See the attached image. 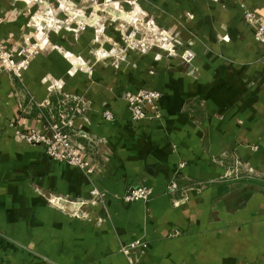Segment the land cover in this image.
Returning a JSON list of instances; mask_svg holds the SVG:
<instances>
[{"label":"crops","instance_id":"crops-1","mask_svg":"<svg viewBox=\"0 0 264 264\" xmlns=\"http://www.w3.org/2000/svg\"><path fill=\"white\" fill-rule=\"evenodd\" d=\"M153 1L194 40L180 48L193 59L172 62L160 118L129 121L124 87L89 56L98 16L76 20L74 8L69 26L48 28V48L21 76L0 68V264H129L119 250L134 240L146 245L132 255L138 264H264V51L243 20L245 7L264 16V0ZM47 5L60 9L55 0H0V40L12 50L35 42L25 8ZM69 52L93 73L71 64ZM74 106L90 173L16 138L25 128L46 133ZM8 121L14 126L1 127ZM139 184L153 195L125 202ZM95 186L103 202L83 203ZM48 192L66 204L49 205Z\"/></svg>","mask_w":264,"mask_h":264},{"label":"rangeland","instance_id":"rangeland-1","mask_svg":"<svg viewBox=\"0 0 264 264\" xmlns=\"http://www.w3.org/2000/svg\"><path fill=\"white\" fill-rule=\"evenodd\" d=\"M68 1L69 4L64 5L68 8L67 11H71L74 8L72 12L76 13L82 8L85 16L89 18L98 16V19L96 18V20H94L95 23L93 25V28L96 26L94 30V41H96L98 46L89 56H93L95 60L104 62V67L101 69V72L117 79L116 84L118 87H124L122 92L123 99L125 92L138 94L140 90L146 89L162 94L164 90H172L173 84L167 77V74L174 71L173 67L175 66L172 65V62L179 61L182 62V64H187L194 57V53L190 49L180 50L182 46L192 45L194 43L193 38L183 36L182 32L180 35V32L175 26L169 24L171 22L163 17L165 11L156 1L79 0V4L77 5L74 3L71 5L70 0ZM83 3H85V5H83ZM25 9L27 11L26 16H28L27 25L35 30L34 34L36 37V41L29 44V48L33 51V56H31L32 60L40 51H44V49L48 48V44H50L48 38V22H46V20L42 22V25L43 23L45 24L41 28L43 29L42 34H37V29L40 28L38 21L42 17L47 18L48 16L46 14L47 6L39 8L34 14H32L29 6ZM60 10L61 9H59L58 12L53 10L55 19L60 22L59 26H69L70 21H72V16H69L67 11ZM56 14L61 15L60 18H56ZM187 16H189V18L192 17L190 15ZM32 17L34 19H32ZM73 17L77 20L75 14ZM31 45H35L34 48H31ZM107 45L112 47L106 48L108 47ZM65 56H67V60L71 64H73L74 60L80 63L83 62L84 68L79 67L78 69L85 71L87 75L93 73L92 68H88L86 61H83L81 56L71 52L68 54L66 53ZM108 66H110V68H108ZM25 70L26 69H24V71ZM69 71H74V69H70ZM183 71H185V69ZM46 78L48 79V76H46ZM122 79L124 81H121ZM144 97H140L138 103L142 104L144 107L145 105L148 107V99L145 97L144 100ZM65 98H67V96H65ZM82 112L83 111H81V113ZM6 126V124L3 126L1 125L3 128ZM16 138L18 141L24 142L19 136ZM26 144L40 147L36 143L29 142ZM62 197L61 195L52 194L50 192L44 196L47 203L52 206H63L66 204L67 198ZM68 199L74 201L73 198L68 197ZM82 201L86 204L88 203L87 199H82ZM70 214L75 218H79L78 216H86V213L81 212V210L74 211V209H72Z\"/></svg>","mask_w":264,"mask_h":264},{"label":"built area","instance_id":"built-area-1","mask_svg":"<svg viewBox=\"0 0 264 264\" xmlns=\"http://www.w3.org/2000/svg\"><path fill=\"white\" fill-rule=\"evenodd\" d=\"M61 11H67L68 0H55ZM70 0L71 5L79 4V0ZM83 9H79L78 12L74 13L77 18H85ZM68 12V11H67ZM48 16V28H57L59 27V21L55 19L53 13V7H48L47 13ZM54 17V18H53ZM36 18V17H35ZM32 19H34L32 17ZM78 20V24L80 21ZM243 20L244 23L251 29V40L261 47L264 51V16L261 15L257 9L252 7H245L243 9ZM47 22V21H46ZM39 25V22H38ZM83 26V25H82ZM80 26L81 28H83ZM41 28L37 29V34H42ZM100 31V30H99ZM37 45V44H35ZM35 45H31V48H34ZM30 45L19 47L15 50L9 48L6 43L0 40V68L3 70H9L14 74L21 76L24 69H27L33 51L29 48ZM84 66V63H80ZM124 94V93H123ZM139 95V96H138ZM159 92H152L146 89L140 90L138 94H132L130 92H125L124 99L126 105L129 109V119L131 122H139L141 120H151L154 118L161 117V111L159 108V103L161 99ZM137 96V97H136ZM147 97V102L149 106L145 107L142 104L138 103L140 97ZM144 97V100H145ZM65 102H63L64 104ZM82 109L78 106L70 107L67 109L64 108L58 112V119L48 123L46 128L47 132H42L35 128H25L23 130L17 131V136L21 138L22 141L26 143H36L42 147L45 153L51 157L55 162H65L73 168L82 170L83 172L90 173L92 171L91 167H88L86 156L82 152V147L79 142L76 140V132L74 130V119L76 114L81 113ZM103 117L106 120L111 121L113 119V112L111 109H104L102 113ZM6 124V123H4ZM9 127H13L14 124L10 121L6 124ZM49 131V134H48ZM185 162L180 163V167H183ZM179 188L176 181L170 182L168 185V190L174 192ZM153 195V190L151 186L144 184H139L132 186L128 192L124 195L125 202L133 201H147ZM90 198L88 202L91 204L102 203L103 194L98 190V187L95 186L90 191ZM84 203V201H82ZM75 215V214H74ZM178 230L171 232L172 236L179 235ZM146 245L141 241L134 240L125 244L119 250L128 260L129 264H138L137 259L133 260L132 255L143 254ZM250 264V263H245Z\"/></svg>","mask_w":264,"mask_h":264},{"label":"bare ground","instance_id":"bare-ground-1","mask_svg":"<svg viewBox=\"0 0 264 264\" xmlns=\"http://www.w3.org/2000/svg\"><path fill=\"white\" fill-rule=\"evenodd\" d=\"M44 20H46V21L48 22V18H43V17L38 21V22H39V26H40V28H42L43 25H45L44 23H43V25H42V22H43Z\"/></svg>","mask_w":264,"mask_h":264}]
</instances>
